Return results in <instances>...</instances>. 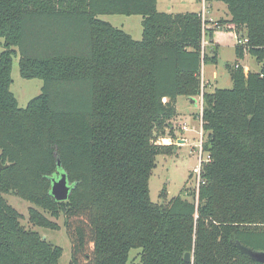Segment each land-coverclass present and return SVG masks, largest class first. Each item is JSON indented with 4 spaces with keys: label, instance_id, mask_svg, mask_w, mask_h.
Returning a JSON list of instances; mask_svg holds the SVG:
<instances>
[{
    "label": "trees",
    "instance_id": "obj_1",
    "mask_svg": "<svg viewBox=\"0 0 264 264\" xmlns=\"http://www.w3.org/2000/svg\"><path fill=\"white\" fill-rule=\"evenodd\" d=\"M217 1L228 18L159 11L157 0H0V264H60L62 254L21 224L10 192L63 216L70 264H263L240 245L264 250V0ZM102 14L140 15L142 38ZM222 45L235 47L232 87L204 91L199 185L184 188L191 200L153 202L156 156L175 146L157 139L174 134L177 97L200 94L201 66L217 63ZM246 53L258 72L239 64ZM16 54L21 77L44 81L25 107L10 90ZM58 158L66 201L50 194ZM28 212L31 224L59 229Z\"/></svg>",
    "mask_w": 264,
    "mask_h": 264
},
{
    "label": "rangeland",
    "instance_id": "obj_2",
    "mask_svg": "<svg viewBox=\"0 0 264 264\" xmlns=\"http://www.w3.org/2000/svg\"><path fill=\"white\" fill-rule=\"evenodd\" d=\"M206 1V0H205ZM190 0H159L158 8L162 11L166 10L169 6H173L172 10L174 13H183L195 11L200 8L198 0H193V6L189 5ZM207 3V1H206ZM224 12L220 11V15L228 16V10L224 3H221ZM167 12V11H165ZM117 21H112L111 19H105L112 23V25L121 28L126 33L130 34L134 39L140 40L142 38V17L140 15H118ZM120 21V22H119ZM207 40V37H206ZM209 42V41H208ZM209 44L206 45L209 46ZM233 45H222L218 48V60L216 64L206 63L203 64L204 77L206 80L207 88L212 89L215 87H232V81L229 75V71L226 68L227 60L231 61L236 55L234 52ZM5 48L4 39H0V53ZM18 51V47L14 46ZM19 54L13 56L11 79L12 83L10 85V90L15 95L18 105L20 107H25L28 101L39 95L42 92V87L44 81L40 78L26 79L21 77L19 72ZM242 61V60H241ZM232 63V62H230ZM245 65H248L250 69L255 70L258 68V62L255 57L247 53L245 60H243ZM215 69L220 75L218 79L212 78V69ZM212 87V88H211ZM182 114L177 115L176 122H180V126L183 123L186 126L191 127V122ZM186 117V118H184ZM175 122V134L171 136V140L175 146L170 152L160 153L156 156V166L152 169L149 178V196L153 202L164 203L169 201L171 198L178 195H183L187 199L191 200L190 196H186L184 191L185 187L197 188L196 179L198 177L199 167V141L203 139L202 129L200 123L198 122L197 130H183L181 131L177 123ZM187 136V141L185 144L175 143L177 141V136ZM193 136V137H192ZM185 138V137H184ZM170 143V144H171ZM203 158H207V153H202ZM165 192V197H161V193ZM4 198L7 202L13 206L21 215L20 222L27 229H31L39 232L43 238H45L50 243L60 246L62 248V254L59 260L60 264H70L71 262V244L66 235L65 228L63 225V216L60 215L57 218L50 217L47 212H45L41 207L19 197L14 193H4ZM34 207L35 209L42 212L45 216L50 217L52 220L57 222L59 229H50L40 226L33 225L29 222V208ZM140 249H132L129 253V261L137 262L139 260L138 253Z\"/></svg>",
    "mask_w": 264,
    "mask_h": 264
},
{
    "label": "crops",
    "instance_id": "obj_3",
    "mask_svg": "<svg viewBox=\"0 0 264 264\" xmlns=\"http://www.w3.org/2000/svg\"><path fill=\"white\" fill-rule=\"evenodd\" d=\"M198 4L200 5V8L199 9H197V10H195V11H197V12H201V8H202V2H201V0H198ZM189 5L190 6H193V0H190V2H189ZM158 6H159V0H157V9L159 10V11H161L159 8H158ZM172 8H173V6H169L166 10H164V11H167V12H173L174 13V11L172 10ZM163 11V10H162ZM220 11H222V12H224V8L222 9V6H221V4H220V2L219 1H217V0H211V1H207V3H206V18L208 19V20H218V19H220V18H228V16H222V15H220ZM118 15L119 14H112V15H107V14H102V15H99L98 17L100 18V19H102V20H105V19H111L113 22L114 21H117L119 18H117L118 17ZM120 22V21H119ZM110 23V22H109ZM112 24V23H111ZM234 48V52H235V47H233ZM246 55H247V53L244 55V58L243 59H241V60H239V64L240 65H242L243 67H244V71L245 72H248V71H255V72H258L259 70H260V64L259 63H257L258 64V68L257 69H255V70H252V69H250V67L248 66V65H245L244 63H243V60H245V57H246ZM236 59V56L231 60V61H228L227 60V62L228 63H230V62H233L234 60ZM212 64H216V63H212ZM220 75V73H218L214 68L212 69V78L213 79H215V80H217L218 79V76ZM215 87V86H214ZM212 88V87H211ZM222 88H224V87H222ZM208 89V88H207ZM198 101H197V97L195 96V97H187V96H179V97H177V99H176V110H177V115H181L182 114V116L184 115H186V114H189L188 116H186L188 119H189V121L191 122V127H189V125L187 126V128L186 129H182L181 128V126H180V122H176L175 120H176V118H177V115H176V117L173 119V121H172V123H173V127H174V129H173V133L175 134V131H176V129H175V122L177 123V126H179V127H177V128H179L181 131H183V130H192V129H194V130H197L198 129V122L200 123V121H199V119H200V116H199V106H198ZM186 117H184V118H186ZM183 124H185V123H183ZM182 124V125H183ZM188 138L187 136H184V135H182V136H177V138ZM193 137V136H192ZM167 138H169L170 140H171V137H167ZM165 139V138H164ZM171 142H172V140H171ZM170 142V143H171ZM165 144V143H164Z\"/></svg>",
    "mask_w": 264,
    "mask_h": 264
},
{
    "label": "water",
    "instance_id": "obj_4",
    "mask_svg": "<svg viewBox=\"0 0 264 264\" xmlns=\"http://www.w3.org/2000/svg\"><path fill=\"white\" fill-rule=\"evenodd\" d=\"M184 141V139H177V143ZM8 164L2 165L0 162V170L7 167ZM58 171L51 177L50 194L57 201H66L72 189V184L69 182L66 172L61 169V161L57 159ZM240 248L243 252L247 253L249 257L259 263L264 264V250H254L245 246ZM184 258L187 262L192 261L191 254L186 252Z\"/></svg>",
    "mask_w": 264,
    "mask_h": 264
},
{
    "label": "built area",
    "instance_id": "obj_5",
    "mask_svg": "<svg viewBox=\"0 0 264 264\" xmlns=\"http://www.w3.org/2000/svg\"><path fill=\"white\" fill-rule=\"evenodd\" d=\"M202 2V8H201V16H202V19L203 21L204 20H208L206 18V1L205 0H201ZM208 21H215V20H208ZM248 43V38L246 35L244 36H241L238 40H237V44L239 45H245ZM209 44L208 42V39L206 40V35H205V24H203V27H202V42H201V46H202V52H204L205 48H206V45ZM200 81H201V84H200V94L197 95V101H198V106H199V116H200V127H201V124H202V120H201V114H202V109H203V94H204V91L207 89V84H206V80H205V77H204V71H203V65L201 66V69H200ZM182 129H186L187 126L186 124H183L181 126ZM202 129V127H201ZM187 141V139H186ZM157 143L158 144H164V138H159L157 139ZM199 151H200V158H199V167L197 168L198 170V177L196 179V185L198 187L199 185V182H200V168H201V163L202 161H206L209 159V155H207V158H203V151H202V139L199 141Z\"/></svg>",
    "mask_w": 264,
    "mask_h": 264
},
{
    "label": "bare ground",
    "instance_id": "obj_6",
    "mask_svg": "<svg viewBox=\"0 0 264 264\" xmlns=\"http://www.w3.org/2000/svg\"><path fill=\"white\" fill-rule=\"evenodd\" d=\"M164 142H165V144H170L171 140L169 138H165ZM184 143H185V141L180 142L181 145Z\"/></svg>",
    "mask_w": 264,
    "mask_h": 264
},
{
    "label": "flooded vegetation",
    "instance_id": "obj_7",
    "mask_svg": "<svg viewBox=\"0 0 264 264\" xmlns=\"http://www.w3.org/2000/svg\"><path fill=\"white\" fill-rule=\"evenodd\" d=\"M179 139H184V141H185V143H186V139H187V138H179ZM175 143H177V141H176ZM185 143H184V144H185Z\"/></svg>",
    "mask_w": 264,
    "mask_h": 264
}]
</instances>
